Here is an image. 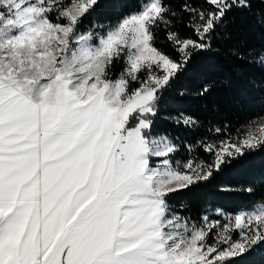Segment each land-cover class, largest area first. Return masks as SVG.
I'll list each match as a JSON object with an SVG mask.
<instances>
[{
  "label": "snow or ice",
  "instance_id": "6c2138e0",
  "mask_svg": "<svg viewBox=\"0 0 264 264\" xmlns=\"http://www.w3.org/2000/svg\"><path fill=\"white\" fill-rule=\"evenodd\" d=\"M205 3L182 6L192 39L172 30L178 13L165 0H140L83 31L98 0H0V264H228L264 247V201L196 220L170 203L264 149V114L233 132L209 129L223 133L198 141L211 163L177 159V138L152 133L162 90L210 47L230 11L250 7ZM161 29L178 59L156 46ZM256 59L264 64V54ZM176 123L199 127L183 114Z\"/></svg>",
  "mask_w": 264,
  "mask_h": 264
},
{
  "label": "trees",
  "instance_id": "16d2710c",
  "mask_svg": "<svg viewBox=\"0 0 264 264\" xmlns=\"http://www.w3.org/2000/svg\"><path fill=\"white\" fill-rule=\"evenodd\" d=\"M165 2L178 13L172 30L183 38L196 39L187 26L190 15L181 10L186 2L193 7L206 8L205 0ZM249 2L250 7L234 8L227 14L210 47L194 52L184 71L170 87L162 90L157 114L152 118V133L177 138L180 147L177 159L185 160L191 155L211 163L212 155L204 152L198 141L202 137L218 140L223 138V133L217 135L209 129L228 125V131L233 132L249 119L264 114V64L256 59L259 54H264V0ZM139 8L140 0H98L92 14L84 19L81 30L94 19L115 23ZM156 35V46L178 59L166 32L161 29ZM122 68L123 64L114 67L112 79L118 77ZM205 87L208 91L201 95ZM181 114L199 121V127L189 129L177 124L176 118ZM188 145L193 146L191 153L187 151ZM249 187L253 189L251 193L242 190ZM254 201H264V149L246 152L222 165L221 171L214 172L208 181L172 194L170 198V203L177 206L180 214L194 220L216 208L234 214L241 206ZM181 204L185 207L180 208ZM228 264H264V247L255 246L231 258Z\"/></svg>",
  "mask_w": 264,
  "mask_h": 264
},
{
  "label": "rangeland",
  "instance_id": "374dc122",
  "mask_svg": "<svg viewBox=\"0 0 264 264\" xmlns=\"http://www.w3.org/2000/svg\"><path fill=\"white\" fill-rule=\"evenodd\" d=\"M212 218H214V219H221L222 220L221 217H215V216H213ZM233 239H239L238 233H233Z\"/></svg>",
  "mask_w": 264,
  "mask_h": 264
}]
</instances>
